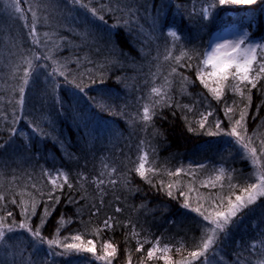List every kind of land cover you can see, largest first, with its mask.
I'll return each instance as SVG.
<instances>
[{
    "label": "trees",
    "instance_id": "obj_1",
    "mask_svg": "<svg viewBox=\"0 0 264 264\" xmlns=\"http://www.w3.org/2000/svg\"><path fill=\"white\" fill-rule=\"evenodd\" d=\"M130 1H134L130 2L135 6L133 10H128L130 8L129 4L127 7H123L126 9L123 16L114 17L111 13L101 14L104 17L103 22L97 18L100 15H92L91 7L87 3V7L86 5L84 7V9H87H80V12L75 11L70 15L69 22L58 27L60 33L52 38L56 42L54 44L68 49L65 52L55 54L54 60H57L60 69L65 67L66 60L71 66L77 62L83 66L80 67L81 72L83 73V70H85L88 73L76 77L75 73L72 72L69 75V71H67V83L63 78L58 82L55 79L56 77L52 75L54 80L53 94L45 95L48 99L46 102L43 101V94H41V98L37 95L28 96L24 93L23 100H21V94L14 86L17 83V77L13 65L10 64L8 68L0 66V81L4 82L0 84V173L2 167L9 164L13 165L12 167L18 164H26L31 170L37 171L40 170L39 166L42 162V164L45 163L51 167H63L66 171L71 172L74 167L78 166L76 157L81 153L82 158H87L86 160L83 159L85 164L86 161L99 162L101 169L104 168V171H107L105 166L110 165L117 177H114L116 179H112V182L115 181L116 184H119L115 192L112 191L116 195L109 191L107 194L103 193V196L100 195V192L104 188L100 187V192H98L90 182L85 185L82 183L84 180L81 178L77 180L72 172L69 176L70 183L67 182V184L75 185L77 192H71L72 194L69 197H72L74 205L70 204L67 207L61 201L59 203L56 201L55 203H48L47 201L50 198L47 197L49 194H46V192L43 197H40L43 194L38 195L42 203V205H39L36 195L23 193L15 195L20 186L24 184L18 182V179L0 180V195H2L0 197L5 195L10 198L9 201L0 199V218L5 217L7 210L9 212L12 210L14 214V216L8 217L6 215L5 217V221H9L10 224L0 225V231L5 233L3 237H0V264H46L43 259L48 251L53 253V258L48 260L47 264H54L55 261L57 264H65L68 260H71L73 254L65 252L61 247L62 244L49 247L47 240L60 239L62 232H77L82 234L83 242L94 236L98 245L102 242L100 238L96 237V234L100 231L103 233L101 238H108L106 243L113 242L119 248V254L112 259L122 264L132 263L137 256L135 255L136 252L132 253L134 250L132 247L134 246L128 240L130 234H133V225L139 230L148 227L144 233L149 234L152 239L150 243L154 241L153 239L159 237L157 236L158 233L162 234L163 242L169 245V250L164 252L163 256L169 253V261L173 259L176 261L177 258H183L188 251L197 250V239L201 236L200 227L204 228L206 222L202 221V217L196 211L189 209L188 206L184 207V203L171 198L169 195L165 196L157 188L149 187V185L145 186L144 183L142 184L139 181L140 179H137V174L131 175L128 172L132 169L130 168L132 162L131 159L124 157L123 152L126 149L124 147L131 139L130 134L135 133L139 124L135 122L136 120L133 117L129 120L126 117L120 119L112 115L123 116L124 113L128 114V112H131V114L136 113L141 123L139 105L148 95L150 81L152 76L156 74L151 52L154 53V50L158 49L159 55H166L168 49H170V38L163 33L169 23L174 24L180 36V42L176 46H179V43H184L185 47L188 46L185 48L187 49L186 55L187 53L190 55L184 56L182 62L178 65L174 64L177 62L171 58L169 62L167 59H162L164 56L160 58L168 63L167 66H174L171 68L172 75H178V86L174 87L169 98L168 92L164 93L162 97L156 95L154 100L159 101L154 109H151L153 117L149 122V128L154 133V142L157 144L160 154L162 156L175 153L178 155L188 154L193 149L206 144H210V148L204 151L203 156H213L215 154V150L218 149V145L215 143L217 134L211 133L209 129L193 133L192 130H189L188 124L182 119L178 110V105L183 99L194 98H199L209 108L216 111L215 114L222 120V123H226L230 119L231 122L239 119L240 111L246 110L247 116L243 124L245 133L247 135L249 131H253L252 143L254 146L264 148V79H261L257 88L252 89L250 93L248 87L244 86L243 89L242 85L245 92L244 97L233 92L230 88L226 91H230L232 95H228L224 91L228 95L224 94L225 100H227V103L230 102L233 108V113L229 114V119L222 112L223 108L217 106L214 97L203 89L196 71V63L202 58L211 34L223 28L226 22H229V26L237 25L238 27L249 28L250 39L259 38L263 40L264 0H258L251 7H234L230 4L223 6L218 4V0ZM102 2L104 1L102 0ZM89 3L97 4V1L92 0ZM204 9H208L206 18L202 15ZM23 15L21 21L23 23V41L25 40V42L19 43L22 48L19 50L18 56L25 59L28 50L34 51L29 67L38 69L43 62L42 57H45L42 52L44 43L36 37L37 42L33 43L35 39L30 34V29L33 27L32 18L26 12ZM132 21H135L139 27L131 25ZM130 25L133 27L131 35H129ZM37 57H40V59L37 60ZM95 66H98V68ZM106 66L108 67L107 70L114 68V70H118L114 75L109 74L106 71ZM76 72L79 74L78 71ZM95 72L97 74L107 73V75L97 77ZM2 73H4V77H2ZM50 74L52 73L50 72ZM116 76L122 79L127 77L129 81L121 80L119 83L114 78ZM27 79L26 91H34L36 88L35 76L30 75ZM123 83L129 86L130 89L127 90L126 88L125 91H122L121 86ZM77 84L87 90L81 92L76 87ZM89 90H97V92L100 90L107 96L104 95L105 99L103 98L102 101L96 92L94 96L96 105H93L92 100L88 98ZM112 92L120 95L118 102L125 106L123 108L126 111L111 106L114 103L111 99ZM134 95H137L140 103H135L136 96L134 97ZM123 100L126 103H123ZM169 104L172 106H169ZM246 105L247 108L245 109ZM31 112L35 117L31 116ZM125 120H129L132 125H125ZM108 122L119 128L120 134L119 137L116 136V141L107 136L108 133L106 134L109 131L106 128V125L110 124ZM20 127L29 135L28 151L20 148L24 141L17 133ZM224 130L227 132V128L222 131ZM13 132L16 134L12 135ZM43 132H45L44 135ZM102 132L103 135H101ZM226 136L231 135L221 133L220 139L223 140ZM128 137L129 139H127ZM253 144H251L252 147ZM152 164L156 169L148 173L160 175L162 170L173 171L172 165L168 167L160 164V161L157 163L155 161ZM249 166L247 165L246 168V164L243 163V165L236 167V171L231 176L232 179L235 178L237 181L239 178H243L242 181L245 183L244 181H248L250 178L252 182H255L254 177L256 174H253ZM252 167L257 170V176L264 173V164H259L258 160L257 165L254 164ZM33 171H27L26 175L28 173V176L35 175L32 179L37 182L42 180L44 182V179L47 181L44 175ZM125 172L128 179V192H123L120 188V185L122 187L121 174L123 175ZM117 174H119V177ZM187 177H197L199 180L200 175L197 171L191 174L171 176L173 181L180 180L182 184L191 183L188 187L184 186L186 188L184 196L190 197L191 195L187 193L193 191L194 183L188 181ZM156 178V180L160 179L159 176H156ZM102 179L104 181V178ZM63 186L65 185L63 184ZM182 187L181 185L177 190L179 194ZM240 187L243 188L242 185ZM210 196L208 201L202 204L201 209L209 210L205 207H209L212 196L220 197L215 202L223 199L222 208L227 205V198L235 199L230 191L223 190V188L214 190ZM13 200H15V203H13ZM109 200H115L118 203ZM126 200L127 203H125ZM31 201L34 204L36 203L35 209L32 207ZM76 205L77 208H75ZM126 205H133V209L125 210ZM117 207L121 209L119 212L116 211ZM46 208L48 209L47 212L45 211ZM25 209H27V213H25ZM97 209H99L97 213L106 211L107 215L119 216V219L127 218L129 219V225L119 227L120 222H115L116 226L105 229L104 224H101L98 225L100 227L97 230L96 224L91 221V213L96 212ZM141 209L145 211V215H140ZM65 212L66 216L69 215L71 219L69 223L67 219H65V223H62ZM122 214L125 217H122ZM167 216L173 218L175 222L171 221L167 224ZM14 218L15 220L12 221ZM25 222L33 231L37 228L41 230L44 243H40L27 229L18 228L21 223ZM178 222L179 225L180 223L183 224L184 231L174 229V224ZM65 224H70V226L68 227ZM71 226H74V229ZM9 229H12V231H9ZM18 230H24L27 237L19 240V234V237L14 240H19V242L14 245L4 241L10 232L13 235ZM84 230H87V234ZM156 232H158L157 235H154ZM117 233L119 236L116 235ZM186 240L188 241L186 242ZM31 248L36 249L37 253L33 254L34 258L27 260ZM217 249L216 254L211 257L216 264H264V197L257 198L253 204L238 214L228 226L226 234H220ZM75 256L79 257L82 254L76 253ZM93 257L87 258L92 261L94 260Z\"/></svg>",
    "mask_w": 264,
    "mask_h": 264
},
{
    "label": "rangeland",
    "instance_id": "obj_2",
    "mask_svg": "<svg viewBox=\"0 0 264 264\" xmlns=\"http://www.w3.org/2000/svg\"><path fill=\"white\" fill-rule=\"evenodd\" d=\"M53 1L56 3V7L58 6V9L53 8L52 4ZM92 0H79L78 3H71L70 0H0V66L3 68H8L10 66V64L13 65V70L15 71V75H16V79H17V83L14 85L15 89H17L20 92L21 87L24 88V93L27 94L28 96H35L37 95L38 97H41V94H43V101L46 102L48 99L45 97L46 94H50L53 92V79H52V75L54 77H56L55 79H57V81L59 82L60 80H62L61 78L64 79L65 83H67V71H69V75H71V73H75L76 77L81 76L82 75V70L80 69V67L82 68V65H79L77 62L74 63L73 66H71L67 60H66V65H64V68L60 69L59 63L57 62V60H54V56H56L55 54L61 53V52H65V50H67L68 48L64 47L62 48V46H59L58 44H54L56 43L55 40H53L52 38L57 35V33H60V28L58 27H49L52 26L50 23H41L40 22V18L39 15L37 13V8L36 5L38 3H40L41 6H43L46 10L52 11L51 9H56L57 10V15H61V19H62V25L64 26L66 24V22H69V17L71 14L75 13V11H79L80 9H84L85 5L87 7V3L88 5H90V11L91 13L93 12V10H96L97 15H101V14H110L113 15L114 17H120L121 15L123 16L124 13L126 12V9H124L123 7H127L130 4V8H128V10H133L134 4L130 3V2H134V1H130V0H103L104 2H102V0H96L97 4L94 3H89ZM258 0H256L257 2ZM101 2V3H100ZM255 2V3H256ZM110 3V4H108ZM114 3V4H113ZM254 3V4H255ZM14 5H18L19 8L21 9L20 12H16ZM229 5V4H226ZM253 4L250 5H243V4H230V6H244V7H251ZM224 6V5H223ZM109 8H113L115 9L114 11H108ZM87 9V8H85ZM84 9V10H85ZM89 9V8H88ZM29 14V16L32 18V22H33V27H35V32H36V38L41 39L44 43L43 46V55L47 58L45 59V57H42L43 62L42 64L39 66V70L33 71L30 67L29 64H31V59L34 56V51H30L28 50V54L25 56V59H22L21 57L18 56L19 50L22 48L21 45L19 44L20 42H25L24 39V33L22 32V26L23 23L21 21L22 16L24 17V13L25 12ZM80 12V11H79ZM53 14H55L52 11ZM52 13H46L48 15L52 14ZM21 16V18H20ZM74 16V15H73ZM75 17V16H74ZM74 22V20H73ZM229 22H226L224 27L221 30H217L215 32H213L208 40V44L205 47L203 54H202V58L200 59V61H198L196 64V71H198V69L203 70V72H207L210 71V69H207L203 64L202 61L205 59L206 53L210 52L212 47L214 46L215 43L217 42H223L225 39H234L235 37L239 36V35H244L245 33H247V39L245 41V45H243L242 47H246L248 44H253V45H257V54L258 57L261 55H264V38L263 40L259 39V38H255V39H250V29L246 28V27H238L237 25L234 26H229L228 25ZM250 26H252V24H250ZM58 28V29H57ZM62 30H64L62 28ZM172 31L176 32L175 36H172L170 33ZM168 38H170V49H168L166 55H159L158 53V49L154 50L155 52H151L152 55V59L155 63L154 69H156V74L154 76H152V80L150 81V87L148 88V95L145 97L144 100H142V102L140 103V99L137 98V95H134L135 98V103L139 102L140 103V115H139V119L141 120V123L138 120V116L136 115V113H132L128 112L124 113L123 116H117L116 114H111L113 116H115L116 118H120V119H125V117L129 120H131L133 117L136 123H138V127L137 130L135 131V133L130 134L131 139L129 142L126 143V146L124 148H126L124 150V154H125V158L127 159H131L132 162V166L130 168H132L131 170H128V172L132 175V174H137L136 177L137 179H140L139 181L142 182V184L144 183L145 186L149 187H154L157 188L161 193H164L165 196L168 195V188H166L164 185H162V181H160L161 179L156 180L155 178H149V169L154 170L156 169L152 163H154L156 161L159 162L160 164H163L165 166H173V171H175L177 168L182 169L181 172H185V173H192V172H196L198 171V174L201 176H204L205 178H209V179H214L216 180V176H221V179L218 181H224L226 178L233 176L234 172L236 171V167H238L239 165H243V163L246 164V168L247 165H251L249 166L252 171L253 174L255 175V182L257 181V170L255 168H253L252 166H254V164L257 165V160L259 162V164H264V148L262 149L260 146H254V144L252 143L253 141V131H249L248 134L246 135L245 130H244V125L240 128H238L237 130L241 133V136L244 138L243 141H238V138L235 136H226L223 140L220 139V135L221 133H227L230 134V132L232 131V128L234 126V121L231 122V119L226 122V123H221L220 124V128L217 129L216 128V123L217 120H221L215 113L216 111H214L213 109L209 108L204 101H201L199 98L198 99H183V101L178 105V110L181 114L182 119L188 124L187 126H189V128L192 130L193 133H198L201 131H205L207 129L211 130V133H216L217 137H216V142L218 145V149L215 150V154L213 156L209 155V156H203L205 154L204 151H207L210 148V144H206L203 146H199L195 149H193L192 151L188 152V154H173V155H169V156H162L157 148V144L154 142L155 140V136L154 133L152 132V130H150V126H149V122L151 120V118L153 117L151 115V109H154V107L156 106V103L159 101H155L154 97L156 95H160V97H162L164 95V93L166 94L168 92V98L171 95L172 90L174 89V87L178 86V75H172L171 73V68L174 67L173 65L171 67L167 66V62H165V60L167 59V61L169 62V59L171 58L172 60L176 61L177 63L174 64H180L184 58V56L190 55L189 53H187L186 55V46L183 43H179L178 48H176V45L178 44V42H180V36L178 34L177 29L175 28L173 23H169L167 27H165V30L163 32ZM63 37V35H62ZM264 37V36H263ZM26 38V37H25ZM35 38V40L33 41V43L37 42V39ZM68 42V41H67ZM32 43V44H33ZM184 45V46H183ZM156 53V55H155ZM164 56V57H162ZM162 57V59L165 60H161L160 58ZM156 59V60H155ZM156 61V62H155ZM72 62V61H71ZM98 68V66H95ZM86 68V67H84ZM107 66H106V71L110 74L112 73L113 75L117 72L118 69L114 70H107ZM16 69V70H15ZM31 69V70H30ZM60 69V71H59ZM87 69V68H86ZM25 70H30L29 72L31 73L30 75H34L35 76V85L36 88L34 91H26V85H25V81L24 79H26L24 73ZM79 72V74H77V72ZM85 71V70H83ZM50 72L52 74H50ZM63 72V75H61V73ZM101 72V71H99ZM35 73V74H34ZM14 74V73H13ZM95 76L97 77H101V76H105L107 75V73H100L97 74L95 72ZM28 78V77H27ZM118 80V82L121 80H125V81H129L127 77L125 78H118L117 76L114 77ZM67 81V82H66ZM99 81V80H97ZM200 81V80H199ZM119 82V83H120ZM4 82L0 81V84H2ZM93 83V82H92ZM209 83L211 84V81H209ZM229 84H232L233 82L230 80L228 82ZM80 85V84H79ZM214 86V85H213ZM204 90H207V92L212 96V94L209 92L208 89H206L203 85H202ZM248 88H250L251 86L248 85ZM127 88V90H129V86H126V84H122L121 89L122 91H125V89ZM242 88V85H241ZM155 89V91H154ZM243 89H244V85H243ZM87 89H85L84 91H86ZM229 90V87H226L224 91ZM97 92V90H89L88 91V98H90L92 100L93 105H96L95 103V93ZM226 93L228 95H232V93L227 92ZM224 93V94H226ZM53 94V93H52ZM100 100L103 101V98L105 99L106 95L105 93L101 92L100 90L97 92ZM223 94L222 98L217 101L216 98H214L216 100L217 106H219L220 108H223V113H224V108L226 106H231V103L228 104L227 100H225V95ZM226 94V95H227ZM227 95V96H228ZM107 96V95H106ZM41 97V98H42ZM111 99L112 101H114V103L111 104V106L116 107V108H121L124 111H126L123 107V104H119L120 102H118V100L120 99V95H118L115 92H112L111 94ZM213 97V96H212ZM94 99V100H93ZM137 99V100H136ZM223 101H225V103H223ZM118 103V104H117ZM123 103H126L123 100ZM38 106V105H37ZM169 106H172L169 104ZM177 107V106H176ZM145 109L148 110V115H149V119L145 120L144 119V114H145ZM209 111H211L213 114L208 116L207 121L205 122V126L203 128L200 127V122L202 120V114H207ZM73 112V111H72ZM32 112H31V116H32ZM35 117V115H33ZM124 117V118H123ZM129 120H125L126 123L125 125L129 126L131 124V122ZM138 120V122H137ZM222 121V120H221ZM110 124H108V126L106 125V128L109 130L106 132V134L108 133L107 136L111 137L113 140L116 141V136L119 137V128L116 127L114 124H112L111 122H108ZM132 125V124H131ZM227 128V132L226 130L222 131L223 129ZM92 131L94 129H91ZM17 133L19 134V136H21L23 138V144L22 147H20L21 149L23 148L25 151H28L29 147V135H27V133L25 132V130L23 128H18ZM45 134V132H43V135ZM104 133L102 132L101 135H103ZM124 138V137H123ZM129 139V137L127 138ZM133 140V141H132ZM222 140V141H221ZM221 141V143H220ZM126 142V141H125ZM135 142V143H134ZM134 143V144H133ZM220 143V144H219ZM244 144H247L248 147L247 149L244 148ZM251 144H253V147L251 146ZM133 146V147H132ZM262 146V145H261ZM131 148V149H130ZM255 148L256 149V163H253V157L250 155V149ZM22 149V150H23ZM15 152V149H14ZM97 152V151H96ZM76 157V155H75ZM130 157V158H129ZM146 157V159H145ZM83 159H87V158H82L81 153H79V155L76 157V162L78 164L77 167H74L71 172L70 171H66L65 168L63 167H51L50 165H45L40 163V170L37 171H33L31 170L29 167H27L28 165L24 166L23 164H18L14 167H12L13 165L9 164V165H5L4 167H2L1 173H0V180L6 181V179H18V182H22L24 184H30L32 185V181L36 182L38 185H42L41 188H43V196H45V192L46 194H50L53 191V185L51 184V180L52 179H56L58 183L60 184H64L65 186H63V189H56L55 191V196H53L49 201H47L48 203H55L56 199L55 197H59V201L63 202L64 204L67 205V207L71 205H74V201L72 200V197H69L73 192H77L75 185L71 184V187L68 186L67 183L64 182V178L67 177V182H69V176L70 174L73 172V175L76 176V179L78 180L79 178H81L82 183H84L85 185L89 184V182L91 183V185L98 191L100 189V187L104 188V190H102L100 192V195H103V193L107 194L109 191L112 193V191L115 192V189H117V186L119 184H116L117 182L113 183L112 179H114V177H116V174L114 173V171L111 169L110 165H106L105 169L107 171H104L102 168L101 169V165L99 162H91V161H86V164L83 163ZM98 159V158H97ZM23 160V159H22ZM145 163V177L141 178L140 175L136 172V168L139 167L140 162ZM22 163V162H21ZM42 164V165H41ZM125 165H128L127 163H124ZM123 165V166H125ZM7 166V167H6ZM127 167V166H125ZM99 168V169H97ZM221 169H223V172H221ZM9 170V171H8ZM29 171H33L36 173H41L42 175H44L47 178V181L44 182L43 180L40 182H37L36 180L32 179L33 176L28 174L26 175V172ZM120 174V173H119ZM119 174L118 177H119ZM15 175V176H14ZM121 184L122 187L120 185V188L123 190V192H128L127 189V173H123V175L121 174ZM104 178V181L103 179ZM117 178V177H116ZM115 178V179H116ZM114 179V180H115ZM179 180V179H178ZM206 180V179H205ZM146 183H145V182ZM177 182H178V186H177ZM46 185V187H44L43 185ZM217 183V182H216ZM249 183H254L251 181V179H248V184ZM5 184V183H4ZM191 183H185L182 184L179 181H174V187L171 189L173 195L170 196L173 199H177L178 201L182 202V203H187L189 209H195L198 208V206L195 205L192 196H181L179 194V192L177 191L179 189V187L185 186L188 187ZM23 185V184H22ZM80 187H82V185H80ZM117 191V190H116ZM22 194L20 191H17V193H15V195H20ZM114 194V193H112ZM116 195V194H114ZM2 196V195H0ZM9 196V195H8ZM49 197V195H48ZM18 198V197H17ZM220 197H216V196H212V201L209 202V207L205 209H209V210H204L201 209V211H203L205 214H208L209 212H215L216 210H223V208L225 207H220V208H214L213 207V201L217 200ZM259 198V197H258ZM3 199L5 201H9L10 198H8L7 196L4 195ZM127 199V198H126ZM36 200H38L39 205L42 203L40 202L39 196L37 195ZM42 200H44V198H42ZM221 200L223 199H219L218 201H216L215 203L217 205L221 204ZM109 201H113L118 203L115 200H109ZM32 207L35 209L36 203L34 204L32 201L30 202ZM29 203V205H30ZM127 203V200L126 202ZM148 204V203H147ZM148 206L150 207V205L148 204ZM32 208V209H33ZM77 208V205L76 207ZM33 209V210H34ZM38 209V207H37ZM36 209V210H37ZM211 209V211H210ZM208 211V212H207ZM9 210L6 211L5 213V217L6 215L8 217H10L8 215ZM12 213V210H11ZM31 213V212H30ZM33 214V213H32ZM145 211H143V209H141V213L140 215H145ZM34 215V214H33ZM1 216V215H0ZM12 216H14V214L12 213ZM65 217L62 219V223H65V219H67L68 223L71 221L69 215L66 216V212H65ZM2 217V219L0 218V225H8L10 224V222H6V218ZM67 217V218H66ZM26 219V218H25ZM15 218L12 220L14 221ZM27 220V219H26ZM11 221V222H12ZM171 221L175 220L173 218H170L167 216V224L171 223ZM206 224V223H204ZM67 225V224H65ZM183 224L179 222L177 224H174V229L179 231H184V226H182ZM68 227L70 226L67 225ZM19 228V227H18ZM72 229H74V226H71ZM147 228H144L142 230H139L138 234L140 233H144L146 231ZM201 236L198 237V241L197 244L199 245L198 242H202V235L205 231V228H201ZM17 232H19L17 234ZM16 232V234H13L10 232V234H8L5 237V242H9L11 245L16 244L17 242H19V240L21 239H25L27 237V233L24 230H18ZM160 232V231H159ZM158 232H156L154 235H157ZM188 233V232H187ZM20 234V238L17 241H14L15 239H17L19 237ZM62 235L60 236V239L58 238L57 240L55 239V241H57V244H64V243H80L82 245V248L84 247H90L91 245H88V241L91 240L90 238L87 239V241L85 240V242H83L82 237H81V241H75L72 239V237H74L75 235H80L77 232H62ZM15 235V236H14ZM117 236H119V234H116ZM145 235V233H144ZM147 235H149L147 233ZM161 238V241H163L162 239V234L158 233V235ZM92 238V237H91ZM69 239V240H68ZM200 240V241H199ZM93 241V240H92ZM188 240H186L187 242ZM84 243V244H83ZM152 247L156 246L158 249H161L162 245L161 243L156 244V241H153L152 243ZM202 245V244H201ZM185 246V245H184ZM62 247V246H61ZM199 247V246H198ZM197 247V250H198ZM29 249V247H28ZM63 249V247H62ZM64 250V249H63ZM196 250V251H197ZM37 253L36 249L31 248L30 249V253H29V257L27 258V260H30V258H34V255ZM67 253H71L73 254L71 256V260H68L65 264H106V261L101 260L100 257L104 255V251H95V253H89L87 251H79L76 252L75 250L73 251H69ZM76 253H80L82 254V256H75ZM34 254V255H33ZM165 255V254H164ZM264 255V253H263ZM53 253L51 252H47V254H45V258L44 263L47 264L48 260L52 259L53 257ZM94 256V257H93ZM87 257H93L94 260L90 261ZM256 257H263V256H256ZM111 261V264H122L120 262H116L115 260H113L112 258H109ZM212 259V258H211ZM55 261V260H54ZM203 258L199 259V260H193L191 257L189 258H184V260L182 261V263L180 262H173L172 264H202ZM50 264V263H48ZM54 264H57V262L55 261ZM128 264H131L130 262ZM212 264H216L215 260L212 259Z\"/></svg>",
    "mask_w": 264,
    "mask_h": 264
},
{
    "label": "snow or ice",
    "instance_id": "obj_3",
    "mask_svg": "<svg viewBox=\"0 0 264 264\" xmlns=\"http://www.w3.org/2000/svg\"><path fill=\"white\" fill-rule=\"evenodd\" d=\"M71 3L75 4L78 3L79 0H70ZM256 0H218L219 5H226V4H243V5H250L254 4ZM15 11L20 12L21 9L18 5H14ZM115 9L109 8L108 11H114ZM195 11V9H194ZM93 16H96V10H93L92 12ZM202 15L206 18L208 15V9H204ZM100 21H104V17L102 15L97 17ZM131 25H135V27H139L138 24L135 23V21L131 22ZM129 26V35H131L133 31V27ZM30 34L35 39L36 32L35 27H32L30 29ZM172 36L176 35L175 31H172L170 33ZM247 39V33L244 35H239L235 37L234 39H225L222 43L217 42L214 44L210 52L206 53L205 59L202 61V64L207 68L210 69V71H207L206 73L203 72V70L198 69L197 71V77L200 80L201 84L209 90V92L212 94L214 98L219 101L223 94L226 87H229L233 92L239 93L241 97L245 96L244 90L241 88V85H244L247 87L250 85L251 87L248 88V92L250 93L252 89H256L259 81L261 79H264V55H261L258 57L257 54V45L248 44L246 47H242L245 45V41ZM264 47V46H261ZM37 60L40 59V57L36 58ZM45 59H47L45 57ZM255 66V67H254ZM191 67V65H189ZM33 71H38L37 68L33 67ZM30 72L28 70H25V85L28 84L27 77L30 76ZM63 75V72L61 73ZM232 81V84H229V81ZM211 81V84L209 83ZM67 82V81H66ZM214 85V86H213ZM59 87V86H57ZM77 88L81 92L84 91V87L77 84ZM155 91V89H154ZM21 94V100H23L24 96V88L21 87L20 89ZM250 101V96L248 97ZM247 108V105L245 106V109ZM233 113V108L231 106H226L224 108V115L226 118L230 119V115ZM213 113L209 111L207 114H202V120L200 122V127L203 128L205 126V122L207 121L208 116L212 115ZM247 112L246 110L240 111L239 119L234 121V126L232 128V131L230 135L235 136L238 138V141H243V137L241 136V133L237 130L238 128L242 127L245 120H246ZM144 119L148 120V110L145 109ZM222 121L217 120L216 128H220V124ZM191 131V129H189ZM16 133L13 132L12 135H15ZM248 145L244 144V148L247 149ZM250 155L253 157V163H256L255 157H256V149L252 148L250 149ZM146 159V157H145ZM151 171V169H149ZM182 169L177 168L175 172H169V176H179ZM136 172L140 175L141 178L145 177V163L140 162L139 167L136 168ZM221 172H223V169H221ZM217 181L221 179V176H216L215 178ZM51 184L53 185V191L49 194V198L51 199L53 196H55L56 189H63V184H60L57 182L56 179H52ZM64 182L67 183V177L64 178ZM115 183V181H113ZM163 185V182H161ZM69 187H71V184H68ZM178 186V182H177ZM213 187H215V184H212ZM174 187L172 183H169L167 185L168 188V195L172 196L173 193L171 189ZM232 187H235L234 185ZM181 196H184L185 193L183 191L180 192ZM258 197H264V173L258 175L257 181L254 183L247 184L246 187H243L241 189L240 195H235V199H231L230 197L227 198V206L223 208V210H216L215 212H209L208 214H205L203 211H201V208H195L192 209L193 211H196L201 217L202 221L206 222L204 225L205 231L202 235V245L201 250L197 251H191L189 253L190 257L193 260H199L203 258L202 264H212L211 257L214 256L217 252V245L219 242V236L221 233L227 232V228L230 225V223L238 216L240 212H242L246 207L253 204ZM0 199H3V197H0ZM56 202L59 203V197H55ZM13 203H15V200H13ZM223 205V200H221V204L217 205L215 201H213V207L214 208H220ZM187 203H185L184 207H187ZM121 209L117 207L116 211L119 212ZM45 211L47 212L48 209L46 208ZM54 211V209H53ZM99 209L96 210V212H93V215H96ZM25 213H27V209H25ZM9 216L12 215L11 212L8 213ZM114 219L113 217H109L108 220L104 221L103 227L105 229H110L113 227V225L110 223V221ZM125 227H127V224H125ZM20 229H27L32 233V235L40 242L44 243V238L41 236V230L39 228L35 229L34 231L29 228V225L25 223H21L19 225ZM133 229H135V226L133 225ZM9 231H12V229H9ZM5 235L4 231H0V237H3ZM138 235V234H137ZM75 241H81L80 235H75L72 237ZM88 245H92L90 247H84L82 248L81 243H64L62 245L65 252L69 251H87L89 253H95L96 248L93 244L92 240H89ZM138 247L137 251H143L144 243H150L147 239L141 243L140 241H137ZM160 240L157 238L156 244H159ZM47 244L49 247L52 246H59L57 244V241L55 240H47ZM104 255L100 257L101 260L106 261V264H111V261L109 258L114 257L116 254V247L112 243H105L104 244ZM156 246H153L148 249L147 251V257L152 258L154 253L158 251ZM164 252H167L169 250V245L165 244L163 249Z\"/></svg>",
    "mask_w": 264,
    "mask_h": 264
},
{
    "label": "bare ground",
    "instance_id": "obj_4",
    "mask_svg": "<svg viewBox=\"0 0 264 264\" xmlns=\"http://www.w3.org/2000/svg\"><path fill=\"white\" fill-rule=\"evenodd\" d=\"M52 7L58 9V6L56 7V3L54 1H53V4H52ZM36 8H37V13L39 15L41 23H46V24L50 23L52 26H49V27H60L62 25V23H61L62 22L61 15H57V10L56 9H51L55 13V14H53L52 11L46 10L43 6L40 5V3H38L36 5ZM46 13H52V14L48 15ZM176 48H178V46H176ZM85 73H88V72L83 71L82 74H85ZM1 75H3L2 77H4V73H2ZM160 172H161L160 175H157V174H154V173H152V174L148 173L149 174L148 176H149V178H155V179H156V176H159L160 179H163L161 181L163 182V185L166 188H167V185L169 183H172L174 185V181L175 180L173 181L171 176L168 175L169 171L162 170ZM172 172H175V171H172ZM180 174L185 175V174H191V173L181 172ZM187 178H188L187 179L188 181L194 183L193 191L189 192L187 194H190L192 196L195 205L198 206L199 208L202 206L203 203L208 201L209 196L213 194L214 190L223 188V190L230 191L232 196H233V198H235V195H239V193L241 194V188L242 187L239 188V186L242 185L243 187H246L247 183H248L247 180L244 181L245 183H243V181H242L243 178H239L236 181V179L235 178L232 179V177H228L224 181H221V182L217 181V180H214V179H209V178L207 179V178H205L204 176H201V175H200L199 180L197 179V177H187ZM213 183L215 184V187L212 186ZM233 185L235 187H232ZM41 186H42L41 184L38 185L36 182H32V185L23 184V185L20 186L19 191L21 193H23V194H28V195H32V196L36 195V198H37V195L44 193L43 192L44 189L41 188ZM43 186L45 187V184ZM181 191L186 193V188L183 186L181 188ZM40 197H42V195ZM47 199L49 200V198H47ZM126 206H127V208L125 210L133 209V205H126ZM105 210H106V208H105ZM93 212H95V211H93ZM92 213H91V221H93L96 224L95 226L97 227V230L100 227L98 225L104 224V221L108 220L109 217H113L114 218V219H112L110 221V223L113 225V227L116 226L115 222H120L119 223V225H120L119 227H121V225H125V224L129 225L128 224L129 219H127V218H122V219L120 218L119 219V216L117 217V216L112 215V214L107 215L106 211H102L100 213H97L96 215H93ZM104 215H107V216H104ZM122 217H125V216L122 214ZM84 232L87 234V230H84ZM100 232L96 234V237L101 239V241H102L101 243H99L97 245L96 239H95L94 236L92 238H90V239L93 240V244L95 245V248H96L97 251H105L104 250V244L108 241V238L107 237H102L101 238V235H103V233H102V231H100ZM138 232H139V228L133 229V234L131 233L129 238H128L129 242L134 246V247H132L134 249L132 251V253L134 254V252H136L135 255H137L134 258L135 261H133L132 263L130 262L131 264H171V261H172V263L175 261V259L169 261V259H170L169 253H167L166 255L163 256L164 251L162 249H163V247H164V245L166 243L161 241L160 237H158V238L160 240V243H161L162 247H161L160 250H158V251H156L154 253L152 258H148L147 257V251H148L149 248L152 247L151 243H149V244L148 243H144L143 251H137V247H138L137 241H140L141 243H143L146 239L148 241L152 240L149 235H147V234L144 235V233L138 234ZM83 235H85V234L83 233ZM81 236H82V234H81ZM82 240H83V238H82ZM153 240L156 241L157 238H155ZM190 241H192V240H190ZM102 243H104V244H102ZM109 243H112L116 247L117 251H116V254L114 256H117L119 254V248H117L115 243H113V242H109ZM198 243H199V245H197V247L199 246L198 250H201L200 246H201L202 242L201 243L198 242ZM191 251H193V250H190L187 253H185V256L183 258H181V257L177 258L175 262H179V263L181 262L182 263L184 258H189L190 257L189 253ZM138 261H140V262H138Z\"/></svg>",
    "mask_w": 264,
    "mask_h": 264
}]
</instances>
